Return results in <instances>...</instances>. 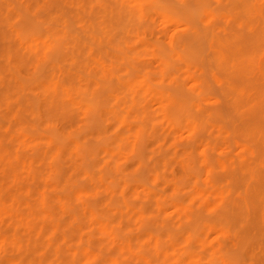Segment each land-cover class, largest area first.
Listing matches in <instances>:
<instances>
[{"label":"clouds","instance_id":"clouds-1","mask_svg":"<svg viewBox=\"0 0 264 264\" xmlns=\"http://www.w3.org/2000/svg\"><path fill=\"white\" fill-rule=\"evenodd\" d=\"M52 3L0 0V264H264V0H78L79 47ZM162 154L184 162L162 206L185 211L146 217L145 240L102 227L110 198H78L141 169L165 181Z\"/></svg>","mask_w":264,"mask_h":264},{"label":"rangeland","instance_id":"rangeland-1","mask_svg":"<svg viewBox=\"0 0 264 264\" xmlns=\"http://www.w3.org/2000/svg\"><path fill=\"white\" fill-rule=\"evenodd\" d=\"M78 3V0H67V2H65V0H53V3L52 5H50V12L54 15L56 12H60L61 15L63 16V19L65 21V33H66V37L68 40H70L72 42V44L76 47H79L81 45H84L86 44L89 39H90V35L88 32L85 31V29L79 27V23L80 21L78 20V16H79V9L76 7V4ZM54 4V5H53ZM31 6V5H29ZM54 8V9H53ZM89 23H91V21H89ZM76 39V40H75ZM76 43V44H75ZM56 59H58L57 61H60L63 59V56L61 54H57V57ZM134 75V74H133ZM141 83V82H139ZM118 85L117 81H113L112 84H111V87L112 89H119V88H125L124 85H121V86H116ZM118 87V88H117ZM148 89L145 88V92H147ZM7 93V88L3 89V90H0V94H6ZM118 115L117 118H118V126L121 124L119 122H121L120 120H124V124L125 125V117L123 115H119V114H116ZM122 116V117H121ZM122 126V125H121ZM120 129V132L122 133V131L126 130V127L123 126L121 127ZM174 134H178L176 133V130L173 129L172 130ZM125 132V131H124ZM123 132V133H124ZM121 139H123V136L120 137ZM120 140L118 139L116 141V145H118V142ZM120 143V142H119ZM119 146V145H118ZM7 147V146H6ZM25 147L27 148L28 145L25 144ZM262 149H264V145H262ZM113 151H115V148H112ZM142 150V151H141ZM91 151V153H90ZM94 149H89L88 150V153L86 152L85 154V158L83 157L82 159V162H81V167L88 171V172H93L94 169H96L97 167H99V164L98 162L93 159L92 160V153H93ZM141 152H138L137 154V159H140L142 158L143 156V147H141L140 149ZM43 152H37V154L35 155V160L33 162H39L40 159L43 158L44 156V153L41 154ZM90 153V154H89ZM42 155V156H41ZM88 156V158H87ZM39 157V158H37ZM175 157H172L170 160L168 159V156L167 154H162L160 157L157 158V165L156 167H164L165 166V162L166 161H169V163L173 164L174 167L170 168L169 172L167 173V179L165 181H161L156 173L153 171L152 168H148V169H141L139 172L136 173L135 176H130L128 177V183H127V186H125L123 183L117 185V186H114L112 188V190H109L107 188V186H104V189H103V194L100 195L101 193V189L100 188H94L93 186L91 187V185L89 184H84V185H80V193H78V198H87L89 197L90 195H96V199L93 200V201H90V203L88 204V207L89 208H98L101 204H104L107 202V200L110 198L112 199L111 200V205H110V208H111V212L110 213H107V212H104V216H110V217H114V222H112L109 226H110V231L113 227L119 225L120 227H125L126 225L129 226V228H126L125 230L126 231H129V229L131 230L130 231V234L128 237H126L125 239L129 240V242H136L137 240L139 241H143V239L145 240L149 234L153 233L154 230H156V227H155V220H152V219H149L148 222L145 221L144 218L146 217H151L153 216L154 213H160L162 216H180L182 214V212L185 211V207L184 205L186 204V201L183 200L182 197H178V200L176 199L173 203H175V205H172V202H169L167 204V206L164 208L162 206V203L168 199V195L175 191L176 190V181H177V178L179 177V175L184 171V162H183V158H176L174 159ZM86 159V160H85ZM165 159V160H164ZM84 160V161H83ZM164 160V161H163ZM178 160V161H177ZM89 161V163H88ZM92 162V163H91ZM96 162V163H95ZM162 162V163H161ZM86 165H85V164ZM91 169H89V166ZM88 168H87V167ZM93 166V167H92ZM97 166V167H96ZM134 166V165H133ZM88 169V170H87ZM62 170V171H61ZM59 172H58V177H57V182L59 183L61 180L63 179H66V176H65V173L63 172V169H61ZM91 170V171H90ZM154 174V175H153ZM175 174V175H173ZM151 175V176H150ZM153 175V176H152ZM259 175L261 177V180L264 181V170H260L259 171ZM61 179V180H60ZM219 179V178H218ZM220 179H224L223 177H220ZM136 180V181H135ZM152 181H155V186L152 185ZM145 182V183H143ZM139 183V185H138ZM171 183V184H170ZM134 185V186H132ZM164 185V186H163ZM40 186V185H39ZM37 187L36 185V188L38 190H40V187ZM142 186V187H141ZM149 186H153V187H149ZM172 186V187H171ZM139 187V188H138ZM142 189H141V188ZM87 188V189H86ZM134 188V189H133ZM138 188V189H137ZM155 188V189H154ZM89 189V190H88ZM123 189V190H122ZM131 189V190H130ZM141 189V190H140ZM158 189V190H156ZM160 189V190H159ZM38 190V191H39ZM44 191V189L42 188L39 192H40V195H42L41 193ZM92 190V191H91ZM108 190V191H107ZM129 190V191H128ZM168 190V191H167ZM47 191H51L52 193L54 192L55 193V188H51V189H48ZM98 191V192H97ZM158 191V192H157ZM89 192V193H88ZM128 192V193H127ZM131 192V194L129 193ZM133 192V194H132ZM151 194H150V193ZM155 192L156 193V197H155V194L153 193ZM160 192V193H159ZM86 193V194H84ZM153 193V194H152ZM159 193V195L161 197H159V195L157 194ZM44 194V193H43ZM111 194V195H110ZM119 194V195H118ZM116 195V196H114ZM123 195V196H122ZM100 196V197H99ZM118 196V197H117ZM150 198H149V197ZM113 197H116V198H113ZM122 197V198H121ZM152 197V198H151ZM44 196L42 195L41 196V204L43 205V199ZM120 198V200L118 199ZM129 198V200H128ZM182 198V200H181ZM45 199V198H44ZM58 201H59V204H60V212L61 213H64L65 211H67V209L65 208V203L63 201V199H59L57 198ZM125 199V200H124ZM130 199L133 201L131 202L130 204ZM136 199V200H135ZM155 199V200H154ZM160 199V200H158ZM117 200V201H116ZM144 200L147 202V204H143V203H146L144 202ZM149 200V201H148ZM121 201V202H120ZM124 201V202H122ZM117 202V203H116ZM135 202V203H134ZM151 202V203H150ZM92 203V205H90ZM113 203V204H112ZM121 206H120V204ZM123 203H125L123 205ZM140 203V205H139ZM154 203V204H152ZM177 203H180L178 206ZM133 204V205H132ZM96 207H94V206ZM117 205V206H116ZM130 206L129 208L132 207V211L131 209H126L125 206ZM135 205V207H134ZM144 205V206H143ZM154 205V207H153ZM91 206V207H90ZM141 206V207H139ZM152 206V207H150ZM172 206V208L170 207ZM118 207V208H117ZM162 207V210H160ZM170 207V208H169ZM181 207V209H180ZM122 208L121 210H118ZM124 208V209H123ZM146 208V209H145ZM153 208V209H152ZM168 210H167V209ZM117 209V212L116 213V210ZM135 209V211H134ZM137 209V210H136ZM150 209V210H149ZM152 209V210H151ZM73 210L75 212L72 211L71 209V212L69 213V215L75 217V216H81V213L83 212V210H77L75 208H73ZM125 210V211H124ZM128 210V211H126ZM147 210V212H146ZM178 210V212H177ZM103 211V210H101ZM131 211V212H130ZM134 211V213H133ZM137 211V213H136ZM139 211V212H138ZM152 211V212H151ZM163 211L166 212L165 214H163ZM80 212V213H79ZM123 212V213H122ZM76 213V215H75ZM128 213V215H127ZM136 213V214H135ZM179 213V215H178ZM86 214V213H85ZM111 214V215H110ZM126 215L125 218L127 219H124V216ZM132 214H135V215H132ZM139 214V216H138ZM142 214V215H140ZM145 214V215H144ZM147 214V215H146ZM115 215H122L121 217L123 218V221L121 223V220L122 218L118 219L117 216ZM124 215V216H123ZM132 215V216H131ZM131 217V218H130ZM136 218V219H135ZM128 222H127V221ZM81 222H83V216H81ZM88 222H90V218H89V215H88ZM120 223V224H119ZM143 225L142 228H146V229H140V231H135V229L137 228V226L139 225ZM148 224H149V229L148 228ZM75 227H78L77 226H74ZM56 228H57V225L54 224L51 226V229L50 231H56ZM151 228H154L153 230H151ZM151 230V231H150ZM143 232V234H142ZM148 233V234H147ZM142 234V235H141ZM143 236V237H142ZM146 237V238H145Z\"/></svg>","mask_w":264,"mask_h":264},{"label":"bare ground","instance_id":"bare-ground-1","mask_svg":"<svg viewBox=\"0 0 264 264\" xmlns=\"http://www.w3.org/2000/svg\"><path fill=\"white\" fill-rule=\"evenodd\" d=\"M51 5H52V4H51ZM53 5H54V4H53ZM53 9H54V8H53ZM75 40H76V39H75ZM75 44H76V43H75ZM56 57H57V56H56ZM56 60H58V59H56ZM134 75H135V74H134ZM117 83H118V85H116V86H118V87L121 86V84H119V82H117ZM141 83H142V81H141ZM124 86H125V88L127 87L126 85H124ZM109 87H110V89H112L111 85H110ZM118 87H117V88H118ZM119 115H120V114H119ZM116 116H118V115H116ZM118 117H119V116H118ZM121 117H122V116H121ZM118 121H119V120H118ZM120 121H121V122H119V123H121V124H120L119 126H121V125L124 126V124H122V123H124V120H123V121L120 120ZM125 127H126V126H125ZM120 128H121V127H120ZM120 130H122V129H120ZM124 131H126V130H124ZM124 131H122V133H123ZM119 140H121V138H120ZM119 142H120V141H119ZM119 142H118V145L120 144ZM115 143H116V142H115ZM116 144H117V143H116ZM118 145H117V146H118ZM7 147H9V146H7ZM115 150H116V149H115ZM112 151H113V150H112ZM141 151H142V150H141ZM141 151L139 150L138 152H141ZM87 153H88V151H87ZM90 153H91V151H90ZM90 153H89V154H90ZM36 154H37V153H36ZM41 154H43V153H41ZM138 154H139V153H138ZM138 154H137V155H138ZM86 155H87V154H86ZM41 156H42V155H41ZM91 156H92V155H91ZM138 156H139V155H138ZM37 158H39V157H37ZM84 158H85V157H84ZM87 158H88V156H87ZM88 159H89V158H88ZM174 159H176V158H174ZM85 160H86V159H85ZM92 160H93V159H92ZM164 160H165V159H164ZM164 160H163V161H164ZM83 161H84V160H83ZM177 161H178V160H177ZM36 162H37V161H36ZM168 162H169V161H168ZM88 163H89V161H88ZM91 163H92V162H91ZM95 163H96V162H95ZM161 163H162V162H161ZM84 164H85V163H84ZM85 165H86V164H85ZM87 165H88V164H87ZM88 166H89V165H88ZM86 167H87V166H86ZM92 167H93V166H92ZM96 167H97V166H96ZM87 168H88V167H87ZM61 169H62V168H61ZM89 169H91L90 166H89ZM87 170H88V169H87ZM61 171H62V170H61ZM90 171H91V170H90ZM91 172H92V171H91ZM59 175H60V174H59ZM59 175H58V176H59ZM153 175H154V174H153ZM153 175H152V176H153ZM150 176H151V175H150ZM219 179H220V178H219ZM60 180H61V179H60ZM221 180H222V179H221ZM135 181H136V180H135ZM143 183H145V182H143ZM170 184H171V183H170ZM138 185H139V183H138ZM38 186H39V184H37V187H38ZM132 186H134V185H132ZM163 186H164V185H163ZM39 187H40V186H39ZM91 187H92V185H91ZM141 187H142V186H141ZM141 187H140V188H141ZM149 187L151 188V187H153V186H149ZM171 187H172V186H171ZM54 188H55V187H54ZM138 188H139V187H138ZM138 188H137V189H138ZM41 189H42V188L40 187V190H41ZM86 189H87V188H86ZM133 189H134V188H133ZM141 189H142V188H141ZM141 189H140V190H141ZM154 189H155V188H154ZM36 190H37V188H36ZM38 190H39V188H38ZM40 190H39V191H40ZM88 190H89V189H88ZM122 190H123V189H122ZM130 190H131V189H130ZM156 190H158V189H156ZM159 190H160V189H159ZM42 191H43V190H42ZM44 191H45V190H44ZM44 191L41 193L43 196H44V194H43ZM91 191H92V190H91ZM107 191H108V190H107ZM128 191H129V190H128ZM167 191H168V190H167ZM50 192H51V191H50ZM97 192H98V191H97ZM157 192H158V191H157ZM53 193H54V192H53ZM79 193H80V192H79ZM88 193H89V192H88ZM127 193H128V192H127ZM129 193L131 194V192H129ZM149 193H150V192H149ZM153 193L155 194V197H156V193H155V192H153ZM153 193H152V194H153ZM159 193H160V192H159ZM159 193H157V194L159 195ZM84 194H86V193H84ZM97 194H98V193H97ZM97 194H96V195H97ZM132 194H133V192H132ZM150 194H151V193H150ZM42 195H41V196H42ZM110 195H111V194H110ZM118 195H119V194H118ZM114 196H116V195H114ZM122 196H123V195H122ZM99 197H100V196H99ZM117 197H118V196H117ZM148 197H149V196H148ZM159 197H161V196L159 195ZM44 198L46 199L45 196H44ZM44 198H42L43 201L45 200ZM110 198H111V196H110ZM113 198H116V197H113ZM121 198H122V197H121ZM149 198H150V197H149ZM151 198H152V197H151ZM118 199L120 200V198H118ZM111 200H112V199H111ZM124 200H125V199H124ZM128 200H129V198H128ZM135 200H136V199H135ZM154 200H155V199H154ZM158 200H160V199H158ZM177 200H178V198H177ZM181 200H182V198H181ZM41 201H42V200H41ZM63 201H64V200H63ZM116 201H117V200H116ZM148 201H149V200H148ZM58 202H59V201H58ZM120 202H121V201H120ZM122 202H124V201H122ZM129 202H130V204H131V202H133V201L130 199ZM144 202H146V201L144 200ZM64 203H65V201H64ZM116 203H117V202H116ZM134 203H135V202H134ZM150 203H151V202H150ZM112 204H113V203H112ZM119 204H120V203H119ZM121 204H122V203H121ZM121 204H120V206H121ZM124 204H125V203H123V205H124ZM143 204L145 205V204H147V202H146V203H143ZM152 204H154V203H152ZM179 204H180V203H177L178 206H180ZM90 205H92V203H91ZM101 205H102V204H101ZM132 205H133V204H132ZM139 205H140V203H139ZM144 205H143V206H144ZM172 205H175V203L172 202ZM59 206H60V204H59ZM93 206H94V205H93ZM116 206H117V205H116ZM90 207H91V206H90ZM94 207H96V206H94ZM129 207H130V206H127V205L125 206L126 209L128 208V209H131V211H132V210H133L132 207H131V208H129ZM134 207H135V205H134ZM139 207H141V206H139ZM150 207H152V206H150ZM153 207H154V205H153ZM170 207L172 208V206H170ZM170 207H169V208H170ZM117 208H118V207H117ZM164 208H165V207H164ZM121 209H122V208H120V209H118V210H121ZM123 209H124V208H123ZM145 209H146V208H145ZM152 209H153V208H152ZM152 209H151V210H152ZM166 209H167V208H166ZM180 209H181V207H180ZM115 210H116V213H118V212H117V209H115ZM136 210H137V209H136ZM149 210H150V209H149ZM160 210H162V207H161ZM167 210H168V209H167ZM72 211L75 212L73 209H72ZM121 211H122V210H121ZM124 211H125V210H124ZM126 211H128V210H126ZM131 211H130V212H131ZM134 211H135V209H134ZM134 211H133V213H134ZM128 212H129V211H128ZM138 212H139V211H138ZM146 212H147V210H146ZM151 212H152V211H151ZM177 212H178V210H177ZM79 213H80V212H79ZM122 213H123V212H122ZM136 213H137V211H136ZM136 213H135V214H136ZM165 213H166V212L163 211V214H165ZM182 213H183V212H182ZM135 214H132V215H135ZM75 215H76V213H75ZM110 215H111V214H110ZM124 215H125V214H124ZM124 215H123V216H124ZM127 215H128V213H127ZM132 215H131V216H132ZM140 215H142V214H140ZM144 215H145V214H144ZM146 215H147V214H146ZM178 215H179V213H178ZM115 216H117L118 219L122 218V217H121L122 215H120V216H119V215H115ZM138 216H139V214H138ZM75 217H76V216H75ZM125 217H126V215L124 216V219H127V218H128V217H127V218H125ZM135 217H136V215H135ZM89 218H90V222H91V223H95V222H96V221H95V218H94V215H89ZM103 218H104V224L102 225V227H104V225H107L108 230L110 231V226H109V225H110L112 222H114V219H115V218H114V217H110V216L108 217V216H106V215L103 216ZM130 218H131V217H130ZM135 219H136V218H135ZM144 219H145V218H144ZM122 221H123V218H122V220H121V223H122ZM126 221H127V220H126ZM127 222H128V221H127ZM147 222H148V220H147ZM154 222H155V221H154ZM119 224H120V223H119ZM53 225H54V224H53ZM78 226H79V225H78ZM142 229L144 230V229H146V228H142ZM147 229H149V224H148V228H147ZM153 229H154V228H151V230H153ZM151 230H150V231H151ZM154 231H155V230H154ZM142 234H143V232H142ZM142 234H141V235H142ZM147 234H148V233H147ZM142 237H143V236H142ZM145 238H146V237H145ZM143 240H144V239H143ZM141 241H142V240H141Z\"/></svg>","mask_w":264,"mask_h":264}]
</instances>
